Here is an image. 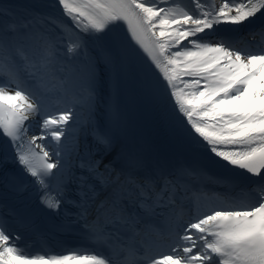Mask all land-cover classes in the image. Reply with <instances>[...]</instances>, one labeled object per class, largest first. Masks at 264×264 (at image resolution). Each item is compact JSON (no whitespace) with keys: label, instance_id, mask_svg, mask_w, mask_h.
<instances>
[{"label":"snow or ice","instance_id":"1","mask_svg":"<svg viewBox=\"0 0 264 264\" xmlns=\"http://www.w3.org/2000/svg\"><path fill=\"white\" fill-rule=\"evenodd\" d=\"M257 14L264 0H0V264H264V25L256 47L213 37ZM126 87L197 159L243 171L133 150ZM42 214L107 252L25 251Z\"/></svg>","mask_w":264,"mask_h":264},{"label":"bare ground","instance_id":"2","mask_svg":"<svg viewBox=\"0 0 264 264\" xmlns=\"http://www.w3.org/2000/svg\"><path fill=\"white\" fill-rule=\"evenodd\" d=\"M4 3H7L8 0H3ZM15 3H28L30 0H13ZM123 31V30H122ZM213 35L216 37H219V33H216V31L213 33ZM244 45V44H243ZM238 45V46H243ZM145 58H147L146 54H143ZM133 92H135L134 99L137 102L138 105H140L142 111L145 113L146 118L148 119V122L151 123L152 126H155L156 128H160V122L156 121V119L159 116V110L152 108L146 100L138 93L136 89L133 88ZM33 134H35L33 132Z\"/></svg>","mask_w":264,"mask_h":264}]
</instances>
